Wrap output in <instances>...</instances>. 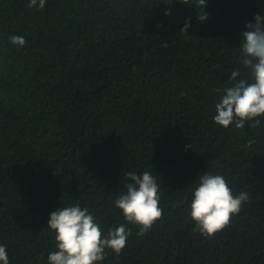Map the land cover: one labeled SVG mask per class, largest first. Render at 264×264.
<instances>
[{
  "label": "trees",
  "instance_id": "16d2710c",
  "mask_svg": "<svg viewBox=\"0 0 264 264\" xmlns=\"http://www.w3.org/2000/svg\"><path fill=\"white\" fill-rule=\"evenodd\" d=\"M28 3L0 0V245L9 264H48L57 250L50 214L74 203L105 234L121 224L132 232L99 264H264V117L243 129L213 119L232 71L248 72L241 33L264 15V0H207L203 23L195 0ZM146 170L161 186L163 216L137 236L115 200L128 172ZM205 172L250 197L212 238L193 232L189 215Z\"/></svg>",
  "mask_w": 264,
  "mask_h": 264
},
{
  "label": "clouds",
  "instance_id": "9594fccd",
  "mask_svg": "<svg viewBox=\"0 0 264 264\" xmlns=\"http://www.w3.org/2000/svg\"><path fill=\"white\" fill-rule=\"evenodd\" d=\"M173 0H166L172 4ZM180 3L192 5L188 0ZM46 0H29L28 7L44 9ZM197 20L200 23L209 18L205 9L207 0H195ZM165 15H171L165 11ZM254 21V22H253ZM253 21L245 23L241 33L239 47V64L248 72L241 78L239 69L231 73V86L223 90L221 98L215 104L214 123L227 129L234 125L243 129L258 127L260 118L264 117V15L256 14ZM191 27L190 20L185 21L180 34L187 35ZM14 46L23 47L24 37H9ZM126 191L119 194L115 207L121 210L124 220L138 228L137 236H143L154 224L162 219L163 209L159 206L160 184L150 171L142 174L127 173ZM250 199L247 192L234 195L226 179L220 174L205 172L200 175L192 191L190 218L194 223L193 232L205 238H212L230 225L242 206ZM47 227L55 234L56 251L48 254V264H99L105 260V250L109 249L120 255L126 247L132 232L121 224L119 227L104 229L90 214L87 207L79 203L63 206L50 214ZM0 264H9L6 247L0 245Z\"/></svg>",
  "mask_w": 264,
  "mask_h": 264
}]
</instances>
